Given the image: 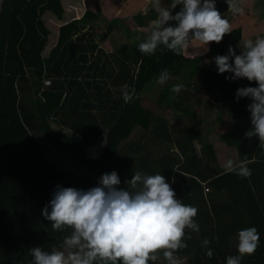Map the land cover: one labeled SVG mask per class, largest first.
<instances>
[{"label": "trees", "instance_id": "16d2710c", "mask_svg": "<svg viewBox=\"0 0 264 264\" xmlns=\"http://www.w3.org/2000/svg\"><path fill=\"white\" fill-rule=\"evenodd\" d=\"M179 8L169 10L174 13ZM47 13L64 20L63 0H2L0 9V264H29L30 248L57 249L63 236L71 234L70 226L53 230L41 213L57 184L87 188L96 185L102 173L114 169L121 179L117 187L138 191L129 183L132 171L114 161L117 153L125 155L123 144H129L135 135L146 141L127 150L132 160H138L147 173L163 174L184 204H192L188 203L192 200L200 206L199 231L189 230L181 237L194 243L193 254L188 246L180 248V253H188L185 264H225L226 256L238 254L237 231L253 225L259 242L253 253L243 255L240 264H264V147L257 135H245L251 128L246 108L250 98L234 99L237 87L255 86L256 81L225 79L231 74L218 73L215 63L210 68L204 64L207 58L227 54L229 45L239 54L240 33H226L220 42H208L202 55V46L196 43V54L188 52V47L183 53H174L158 45L148 55L137 44L123 52L114 48L107 53L95 45L94 31L102 30L100 24L107 20L96 6L95 12L87 10L80 19L62 25L57 43L45 52L52 34L48 16L44 18ZM163 69L169 77L159 102L183 111L192 125L190 121L170 122L142 103L146 87L157 82ZM178 76H200L208 91L218 90L221 111L226 107L228 113L216 125L215 138L222 144L217 148L229 146L235 150L237 162L250 161L251 175L243 177L203 163L206 149L213 144L210 137L204 139L203 118L195 119L180 108L181 99L172 102L169 98ZM124 86L126 92L134 89L128 101L121 95ZM197 87L203 89V85ZM101 140L105 141L102 153L88 157L86 148ZM57 149L75 153L83 168L59 166L54 160ZM259 190H263L261 196L256 195ZM205 238L206 245L202 243ZM205 248L213 250L211 257ZM165 250L152 254L161 252L168 264ZM167 250L175 253L178 248ZM148 264L159 263L156 258Z\"/></svg>", "mask_w": 264, "mask_h": 264}, {"label": "clouds", "instance_id": "9594fccd", "mask_svg": "<svg viewBox=\"0 0 264 264\" xmlns=\"http://www.w3.org/2000/svg\"><path fill=\"white\" fill-rule=\"evenodd\" d=\"M225 2L232 12L243 11L239 0ZM215 4L216 0H171V8L180 5L173 13L169 8L160 7V0H152L158 18L151 22L150 34L139 40L138 50L151 55L158 45H162L174 53H183L191 42L200 46H206L210 41L220 42L224 34L231 32V27ZM168 21L174 23L166 24ZM203 50L207 51V48ZM212 61L218 73L227 71L231 74L225 79L243 77L256 81L255 86L237 87L234 99L250 98L246 108L251 128L245 135H257L264 147V35L245 40L239 54L229 45L227 54H217ZM168 77L167 69L161 70L157 83L163 84ZM182 87L176 83L171 85L170 91L178 93ZM124 88L127 86L122 88L121 95L128 101L134 89L126 92ZM249 162L240 160L234 165L232 159H227L223 167L247 177L251 175V169L247 167ZM144 173L136 171L132 175L129 183L135 187L139 182L141 187L131 193L117 187L121 179L114 169L102 173L98 183L87 188L57 184L41 213L51 222L53 230L62 231L65 226H70L71 234L63 236L62 246L57 249L30 248L29 264H117L118 261L119 264H148L149 260L156 259L152 253L160 248L166 249L163 255L168 264H176L173 253L167 249L186 246L181 239L186 226L199 231V225L193 219L197 208L178 199L160 172L153 174L145 170ZM237 241L238 254L226 256L225 264H240L244 254L255 251L259 242L256 227L239 229ZM202 243L208 244L207 238ZM205 254L211 257L213 250L205 248Z\"/></svg>", "mask_w": 264, "mask_h": 264}, {"label": "rangeland", "instance_id": "374dc122", "mask_svg": "<svg viewBox=\"0 0 264 264\" xmlns=\"http://www.w3.org/2000/svg\"><path fill=\"white\" fill-rule=\"evenodd\" d=\"M163 2L167 4H169V8L171 7V0H160V7H164ZM225 0H220L221 3V8L224 4ZM263 2V0H259V3ZM93 3H97V5L100 6L102 14H105L106 12H103V9L107 10V15L112 18L111 21V25L115 28V32L112 31V27L110 24H105V26L102 27V30L99 31H103L106 32L107 34L109 33H114L115 36H121V39H117L119 42L124 43L127 48L124 49H129L132 48L136 42V36L133 33L134 30L132 27V25L130 23H132V14H127V9H126V4L124 5L123 11L121 12V9L118 11L116 10V7H118L119 5L116 6L117 3H119V0H88L87 3V8L84 7L82 8H76L73 9L72 11L74 12V17L76 18H81L82 15L84 14L85 11L90 10V11H94L95 12V7H93ZM165 5V6H166ZM247 5V4H246ZM248 7V5H247ZM259 8H255L256 10H258L259 12H261L260 10L264 9L263 6H256ZM155 13H150L149 15L145 16H153ZM66 16V20H62V21H58L55 17H53L54 15H52L51 13H49V17L50 20L48 19V17H46L47 19V24L49 25V28L52 31L51 36H49L50 41H49V45L47 47V50L45 52H49L48 50L50 49L51 45L53 44V39H55V43L54 45L57 43V38L56 36L58 35V31L59 28L68 23L71 19V15L70 13L65 14ZM224 17H226L227 19H229V16H232L230 14H225L223 15ZM141 18H143V16H139ZM257 17L260 19V21L254 22L252 23L259 31L258 35H262L264 34V12H261V15L257 14ZM134 18L137 19V16H134ZM233 18H237L235 16H233ZM73 19V18H72ZM135 21V19H134ZM106 22V21H105ZM114 23V24H113ZM230 26L234 27V24L232 22H230ZM254 27V29H255ZM146 29V28H145ZM145 29H143V31H146ZM250 30L251 32H242L241 29H234L233 32L235 31L236 33H240L239 36H247V34H254L255 37L257 36L255 31ZM263 29V30H261ZM138 28L135 30L137 31ZM254 31V32H252ZM149 34L146 33V36ZM243 34V35H242ZM248 39V38H247ZM245 39V40H247ZM192 43V42H191ZM121 44H119V48L121 49L120 52H123V47L121 46ZM194 46H195V42H193L192 44H189L188 46V52L190 53H194L196 54V52H194ZM52 48V47H51ZM203 46L202 48L199 49V54L202 55L204 54L206 51L203 50ZM209 46L207 45V50H208ZM108 49L112 50L114 49L113 47H109ZM123 54V53H122ZM121 54V56H122ZM205 61H210V62H205ZM204 64H206L207 68L211 67V65L214 63V61H212V58H207L206 60H204ZM202 63V65H204ZM188 77V76H187ZM200 76H194V78H198ZM185 79L182 76H178L177 77V82L180 84H184ZM186 86V85H185ZM189 87H192L190 85H188ZM165 87V83L160 84L157 82H153L150 85H148L146 87V90L143 92V96H142V103L145 105V107L147 109L152 110L153 112H156L159 116L161 117H165L167 118L170 122H177L179 121H183V122H187L190 121V118L187 114H185L183 111H176V109L174 107H171L166 101L160 103L159 99L161 98V94L162 91ZM187 89V87H186ZM186 93V90L183 91ZM182 91H179L178 93H171L170 95V99L171 101H175V99L179 98L181 99V103L179 105L180 108L182 109H187V111L192 114L194 116L195 119H199V118H203L204 120V130H205V134L206 136L204 137L209 139L210 137V143H215V144H220L219 141L217 140V138H215V136H218V133H216V125L220 122L219 119L221 116L218 115L219 112V102H217L215 100V94H217V92H208V93H198L197 91L193 90L190 91L188 90V94H189V99L185 96L182 95L181 93H183ZM201 98V101H199L198 99ZM211 101L212 105H213V111L210 109H206L205 105H206V101L208 102ZM169 105V106H168ZM196 110V111H195ZM217 114V115H216ZM226 115V111L224 112L223 116ZM193 120V119H192ZM215 120V122H213ZM190 125H192V121L189 122ZM197 125V121L193 122V126ZM152 129V126L149 127V130ZM152 135L151 133L149 134V136ZM203 139V140H204ZM129 144L128 143H124L122 150L124 151V154H119L117 153L116 156L114 157V161L119 163V164H126L127 167L132 170L133 169V165L135 163H138L137 161L132 160L131 156L129 155V152H127V150L132 151V149H136V147H138V144H144L146 141V138H143L141 135H135L133 138L131 137L129 139ZM105 141L101 140L95 144H93L92 146H90V148H88L86 150V154L88 157L91 158H97L101 153L103 148H105ZM222 146V144H220ZM158 145L154 146V148L156 149ZM231 150L234 149H230V147H224L223 149L219 148V149H206V152L204 154V158H210L212 157L213 159L215 158V156H219L221 159L223 158L225 161L227 159H230V156H236V153H232L230 154ZM65 155H62L64 154ZM67 152L62 151L60 149L55 150V156H54V160L56 161V163L59 166H63L66 168H70V169H75V170H80L83 168L82 164H80V162H78V159L74 160L73 157L77 156L75 155V153H69L66 154ZM78 157V156H77ZM221 168H223V165H219ZM136 187V186H135ZM141 186H137V190L140 189ZM201 214H196V216L193 218L196 222L198 220H201L200 217ZM156 258L158 260L159 264H164L161 252H157L156 254ZM177 256H179V259L176 260V263H185L186 260H188V256L183 252L179 254V251H177L175 253V258H177Z\"/></svg>", "mask_w": 264, "mask_h": 264}, {"label": "crops", "instance_id": "0c3cea01", "mask_svg": "<svg viewBox=\"0 0 264 264\" xmlns=\"http://www.w3.org/2000/svg\"><path fill=\"white\" fill-rule=\"evenodd\" d=\"M87 3H88V0H63V4H64V7H65V14L70 13V15L72 16L69 22H71L73 20H76V19H80V18L74 17V12L72 10L75 9V7L76 8H79L80 7L82 9L84 7V10H85V8H87ZM1 4H2V0H0V9H1ZM93 4H94L93 7H95V8H96V6L100 7L99 5H97V3H93ZM125 4H126V9L128 11L127 14H132L131 17H132V20L133 21L130 24L132 25L131 28H133V30H134L133 33L136 36L135 42H136V44H138L139 43V40H142L143 38L146 37V33L149 32V34H150L151 22L153 20H155V19L158 18V12H157L156 8H154L152 6V0H119V3L116 4V6L119 5L118 7H116V10H118V9L120 10L121 9V12H122ZM239 4H240V7L243 9V11L241 13H234V12H232L229 9V6H228V4L226 2H224L223 6L221 8L220 7L221 6L220 0H216L215 7L220 11V13H221L222 16L225 15V14L232 15V16H229L228 17L229 18L228 21H229V24H230V22H232L234 24V27L233 26H230L231 27V32H229V34L230 33H233V30L234 29L236 30L238 28L241 29L242 32H251L250 30H253L254 27H255L252 23L257 22V21H260V19L257 17V14L258 15H261V12H264V9L260 10L261 12L258 11L259 9L258 10L255 9V8H259V7H256V6H263L264 7V0H263V2H260V3H259V0H239ZM246 4L248 5V7H247ZM163 5H164V8H169V4L166 5V3L163 2ZM145 8H147V11L146 12L143 11V9H145ZM103 12H106L103 15H105V17L107 18V20H106V22H102L100 24L101 25V28L103 26H105V24H107V23L109 24L108 21H110V22L112 21V18H110L107 15V10L103 9ZM150 13H155V14L153 16L145 17V16L149 15ZM46 16H48V19L49 20H50V17H52V16L49 17V14L48 13L45 14L44 18ZM65 16L66 15H64V21L66 20V17ZM134 16H137V19L134 18ZM139 16H143V18H141ZM233 16H235L237 18H233ZM134 19H135V21H134ZM137 28H138V30L135 31ZM143 29H145L146 31H143ZM263 29H264V27H263ZM263 29H261V30H263ZM257 30L258 29L255 27L254 31H255L256 35H258V32H259ZM112 31L115 32V29H112ZM254 31H252V32H254ZM94 34H96V37H95V40H96L95 45L98 47V49L101 48V47L102 48H105L107 50V53L108 52L111 53V50L108 49L109 47L110 48L111 47H113V48H119V44H121V42H119L117 40V39H121V36H118V35L115 36L114 33L107 34L106 32H103V31H94ZM262 35H264V34H262ZM138 37H139V39H137ZM247 38L254 40L255 39V35L251 33V34H247V36H239V38H237V41H238L237 45H238V47H239V49L241 51H243V42ZM55 41L56 40L53 39V44L51 45V47H53ZM121 46L123 47V49L127 47L124 43H122ZM184 81L185 82H184L183 85H186L187 84L186 85L187 86V89H186V93L182 91L183 93H181V94L182 95H185L188 99L190 98L189 97V94H188V90H189V92L195 90L198 93H204V92L205 93H208L209 92L207 90V84H206V82L204 81V79L202 77H198V78H194V77L193 78H187ZM199 84L200 85H203V89H198L197 85H199ZM188 85H190L192 87H189ZM212 92H215V93L217 92V94H215V100L218 102V99L216 98L219 95L218 90L215 89ZM198 100L201 101V98H199ZM208 102H209V100H208ZM208 102L206 101V105H205L206 109L208 108V109H210V110L213 111V108L214 107H213L211 101H210L211 104H209V105H208ZM221 107H222V105L219 102L218 108L220 110L218 112V115L222 117L225 111H226V113H228V108L225 107L221 111ZM228 116H230V115L228 114ZM213 122H215V120ZM54 127H55L56 130H59V127L58 126L54 125ZM212 144H213V146L209 145V147L207 149H214V148L215 149H218L217 148V145H219V144H215V143H212ZM88 148H90V146L87 147L86 150ZM232 153H235V150H231L230 154H232ZM62 155H65V153L62 154ZM148 157H150V156H148ZM230 159L233 160L234 165L237 163V157L236 156H230ZM224 162H225V160L223 158L221 159L218 155L215 156L214 159L212 157H210V158H204V160H203V163L205 165H207V166H210V167L218 166V165H220V163L222 164ZM139 164L140 163L138 162V163H135L133 165V169L131 170L132 173H133V175H134V173L136 171H141V173L143 175L145 169H143L142 166H140ZM148 165L149 166H152V163L151 164H148ZM136 186H141V185L138 182V185H136ZM262 192H263V190H259V191H257V194L256 195L257 196H261L262 195ZM188 203H192L190 205L195 206L197 208V213H198V210L200 208L199 204L197 202H195V201L193 202L192 200H189ZM209 205H210V202H208V206ZM198 222H199V220L196 222L199 225ZM200 225L202 226V224H200ZM189 230H193V229L188 228L186 226L185 229H184V233L189 234L188 232H186V231H189ZM187 240H185V244H186V246H188V249L190 251H192V253H190V254H193L194 253L193 252L194 250H192L190 248H193L194 243H193V241H187ZM180 248L184 249L185 247H178V251H180ZM175 253H173V257L175 256ZM179 254H180V252H179ZM186 255H188V253ZM164 259H166V258L164 257ZM177 259H179V256H177L176 260ZM176 264H178V263H176ZM179 264H185V263H179Z\"/></svg>", "mask_w": 264, "mask_h": 264}, {"label": "water", "instance_id": "95a60500", "mask_svg": "<svg viewBox=\"0 0 264 264\" xmlns=\"http://www.w3.org/2000/svg\"><path fill=\"white\" fill-rule=\"evenodd\" d=\"M70 153H73V152H70ZM66 154H69V152H68V153H66ZM73 159H74V160L78 159V162H80V164H82V162H81V159H80L79 157H77V156H74V157H73Z\"/></svg>", "mask_w": 264, "mask_h": 264}, {"label": "built area", "instance_id": "2783aa9c", "mask_svg": "<svg viewBox=\"0 0 264 264\" xmlns=\"http://www.w3.org/2000/svg\"><path fill=\"white\" fill-rule=\"evenodd\" d=\"M47 83H49V82L47 81Z\"/></svg>", "mask_w": 264, "mask_h": 264}]
</instances>
